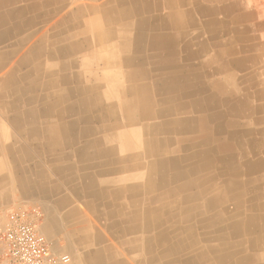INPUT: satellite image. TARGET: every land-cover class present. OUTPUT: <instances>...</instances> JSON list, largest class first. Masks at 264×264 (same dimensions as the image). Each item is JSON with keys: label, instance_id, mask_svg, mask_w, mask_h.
I'll use <instances>...</instances> for the list:
<instances>
[{"label": "crops", "instance_id": "obj_1", "mask_svg": "<svg viewBox=\"0 0 264 264\" xmlns=\"http://www.w3.org/2000/svg\"><path fill=\"white\" fill-rule=\"evenodd\" d=\"M31 209L72 264H264V0H0V228Z\"/></svg>", "mask_w": 264, "mask_h": 264}, {"label": "built area", "instance_id": "obj_2", "mask_svg": "<svg viewBox=\"0 0 264 264\" xmlns=\"http://www.w3.org/2000/svg\"><path fill=\"white\" fill-rule=\"evenodd\" d=\"M38 210L10 214L0 228V264H72L67 255L53 252L38 229Z\"/></svg>", "mask_w": 264, "mask_h": 264}, {"label": "bare ground", "instance_id": "obj_3", "mask_svg": "<svg viewBox=\"0 0 264 264\" xmlns=\"http://www.w3.org/2000/svg\"><path fill=\"white\" fill-rule=\"evenodd\" d=\"M30 6H28V8H29ZM29 10H30V8H29ZM31 11V10H30ZM26 13V12H25ZM14 14V13H13ZM98 17V16H97ZM10 20V19H9ZM175 23V22H174ZM103 24H104V22H103ZM96 25V24H95ZM208 25V24H207ZM23 26V25H22ZM25 26H26V23H25ZM24 27V26H23ZM93 28V27H92ZM220 28V27H219ZM13 33V32H12ZM41 40V39H40ZM49 40V39H48ZM26 42V41H25ZM62 53V52H61ZM61 53H59V52H56V53H54L53 51H49L48 50V45L45 43V41L44 42H42V43H40V44H38L37 46H35L34 48H33V51L31 52V55H32V60H39V62L37 63V65H36V67L34 68V70L37 72V74H38V76H39V79L41 80L42 79V77L44 76V75H46V74H49V72L46 70V68H44V66H43V64L42 63H40V59H42L44 56H54L55 54H57V55H59V54H61ZM25 55V54H24ZM23 55V56H24ZM195 55V54H194ZM23 60V59H22ZM31 60V61H32ZM30 61V60H29ZM29 61H27V62H29ZM131 61V60H130ZM23 64H25V62L23 63ZM29 64V63H28ZM26 65V64H25ZM31 67V66H30ZM34 67V66H33ZM2 70V69H1ZM50 74L52 75V76H54L53 75V73H51L50 72ZM50 75V76H51ZM51 78L52 77H50V80H51ZM62 78V77H61ZM59 79V81L60 82H66L67 80H66V78L64 77L63 79ZM68 79V78H67ZM38 82V81H37ZM40 82V81H39ZM57 82H58V80H57ZM11 83V82H10ZM18 83V82H17ZM45 83H46V80H45ZM45 83H42V82H40L39 83V88L40 89H42V88H45V87H48V88H52V87H54V85H55V82H54V80L53 81H49V82H47V84H45ZM61 84V83H60ZM142 85V84H141ZM2 88V87H1ZM39 89V90H40ZM204 92V91H203ZM145 94V93H144ZM75 95V94H74ZM144 96V95H143ZM142 97V96H141ZM44 98L43 97H39V101H41V100H43ZM56 98H55V94L54 93H50L49 95H48V97H47V100H48V105H50V104H55L56 105V103H58V102H60L59 100H55ZM58 99V98H57ZM16 100V99H15ZM87 100V99H86ZM147 100H150V99H147ZM46 101V100H45ZM42 103V102H41ZM41 103H39V104H41ZM87 103V102H86ZM44 104V103H43ZM119 104H121V102L119 103ZM42 105V104H41ZM40 105V106H41ZM152 105V104H151ZM148 106V105H147ZM153 106V105H152ZM130 107V106H129ZM52 108V107H51ZM55 108V107H54ZM145 108V107H144ZM32 109H33V107H32ZM46 109V108H45ZM44 109V110H45ZM50 109V108H49ZM47 110V109H46ZM51 110V109H50ZM134 110V109H133ZM136 110V109H135ZM134 110V111H135ZM144 110V109H143ZM142 110V111H143ZM131 111V110H130ZM155 111H157V110H155ZM51 112V111H50ZM54 112V111H53ZM47 113V112H46ZM143 113V112H142ZM50 114H52V113H50ZM150 114V113H149ZM141 115H144V114H141ZM140 115V116H141ZM162 115V114H161ZM33 116V115H32ZM59 116V115H58ZM62 116V115H61ZM129 116H130V114H129ZM135 116V115H134ZM149 116H151V115H149ZM157 116V115H156ZM19 117V116H18ZM138 118V117H137ZM31 119V118H30ZM154 119V118H153ZM155 119H157V118H155ZM151 121V120H150ZM35 122V121H34ZM51 122V121H50ZM156 122V121H155ZM129 123V122H128ZM153 124V123H152ZM158 124V123H157ZM164 124V123H163ZM127 125V124H126ZM141 125V124H140ZM84 126V125H83ZM146 126V125H145ZM158 126V125H157ZM183 127V126H182ZM167 128V127H166ZM174 130V129H173ZM146 131V130H145ZM122 132V131H121ZM175 132V131H174ZM170 133H172V132H170ZM128 134V133H127ZM175 134V133H174ZM122 135V134H121ZM55 136V135H54ZM60 136V135H59ZM211 136V135H210ZM216 136V135H215ZM56 137V136H55ZM155 137H157V136H155ZM173 138V137H172ZM177 138V137H176ZM182 138V137H181ZM51 139V138H50ZM157 139V138H156ZM200 139V138H199ZM181 140V139H180ZM193 142V141H192ZM83 143V142H82ZM237 143V142H236ZM235 143V144H236ZM153 144V143H152ZM204 144V143H203ZM238 144H240V143H238ZM242 144V143H241ZM156 145V144H155ZM130 146V145H129ZM67 147V146H66ZM102 147V146H101ZM131 147V146H130ZM155 147V146H154ZM205 147V146H204ZM206 147H207V145H206ZM153 148V147H152ZM206 149V148H205ZM216 149V148H215ZM153 150V149H152ZM191 150V149H190ZM209 150V149H208ZM49 151V150H48ZM157 151V150H156ZM238 151H240V150H238ZM168 152V151H167ZM171 152V151H170ZM241 152V151H240ZM239 153V152H238ZM237 153V154H238ZM124 154V153H123ZM159 154V153H158ZM219 154V153H218ZM226 154V153H225ZM240 154V153H239ZM241 155V154H240ZM224 156V155H223ZM230 156V155H229ZM241 156H243V154L241 155ZM240 156V157H241ZM174 160H175V157H172ZM152 159V158H151ZM200 159V158H199ZM149 160V159H148ZM155 160H158V159H155ZM174 160H170L171 162H173ZM150 161V160H149ZM180 161V160H179ZM167 162V161H166ZM165 163V162H164ZM163 162L162 163H159V165L161 166V169H164L165 168V164H164ZM152 164V163H151ZM208 164V163H207ZM235 164V163H234ZM154 165V164H153ZM209 165H210V163H209ZM202 166V165H201ZM204 166H206V164L204 163ZM203 166V167H204ZM166 167H168V164H167V166ZM195 167L197 168V166L195 165ZM223 168H226V167H223ZM222 168V169H223ZM238 168V167H237ZM242 168V167H241ZM154 170V169H153ZM153 170H152V172H153ZM193 171V170H192ZM177 173V172H176ZM188 173V172H187ZM229 173V172H228ZM165 174V173H164ZM183 174V173H182ZM115 175V174H114ZM151 175H153L152 173H151ZM184 175V174H183ZM198 176V175H197ZM188 177H189V175H188ZM196 177V176H195ZM208 178V177H207ZM163 179V178H162ZM185 180V179H184ZM194 180H196V179H194ZM250 181H252V180H250ZM169 182H172V181H169ZM205 182H206V180H205ZM213 182V181H212ZM192 183V182H191ZM195 183H196V181H195ZM246 183V182H245ZM250 183V182H249ZM171 184V183H170ZM209 185V184H208ZM248 185V184H247ZM217 186V185H216ZM169 187H171V186H169ZM187 187V186H186ZM186 187H184V188H186ZM236 187H237V185H236ZM188 188V187H187ZM186 188V189H187ZM202 188H204V187H202ZM212 188V187H211ZM249 188V187H248ZM193 189V188H192ZM201 189V188H200ZM214 189V188H213ZM185 190V189H184ZM188 190V189H187ZM258 191V190H257ZM256 191V192H257ZM189 192V191H188ZM196 192V191H195ZM230 193V192H229ZM211 194V193H210ZM231 194V193H230ZM235 194V193H234ZM233 195V194H232ZM261 195V194H260ZM147 196V195H146ZM204 196V195H203ZM226 196H227V194H226ZM249 196V195H248ZM253 196V195H252ZM168 197V196H167ZM182 197V196H181ZM195 197V196H194ZM209 197H211V196H209ZM231 197V196H230ZM251 197H249V199H250ZM257 198H259V196H257ZM263 198V197H262ZM202 199V198H201ZM253 199H254V197H253ZM140 200V199H139ZM189 200V199H188ZM187 200V201H188ZM180 201V200H179ZM204 201V200H203ZM164 202V201H163ZM166 202V201H165ZM189 202V201H188ZM254 202V201H253ZM186 203V202H185ZM131 204V203H130ZM204 204V203H203ZM169 205V204H168ZM174 205V204H173ZM192 205V204H191ZM189 206V205H188ZM193 206V205H192ZM206 207V206H205ZM204 207V208H205ZM131 208V207H130ZM170 208H172V206L170 207ZM195 208V207H194ZM223 208V207H222ZM235 208V207H234ZM233 208V209H234ZM237 208H239V207H237ZM152 209V208H151ZM168 209V208H167ZM178 209V208H177ZM236 209V208H235ZM240 209V208H239ZM225 210H227V209H225ZM139 211V210H138ZM167 211V210H166ZM216 211V210H215ZM152 212V211H151ZM168 212V211H167ZM189 212V211H188ZM193 212V211H192ZM198 212H200V211H198ZM235 212H237V211H235ZM238 212H239V210H238ZM227 213V212H226ZM234 213V212H233ZM197 214V213H196ZM210 214V213H209ZM236 214H238V213H236ZM246 214V213H245ZM161 215V214H160ZM187 215V214H186ZM235 215V214H234ZM182 216H184V214L182 215ZM213 216V215H212ZM141 217V216H140ZM227 218V217H226ZM235 218H237V217H235ZM223 220H224V217L222 218ZM220 220V219H219ZM125 221V220H124ZM216 221H217V219H216ZM228 221V220H227ZM251 221H253V220H246V222H244V226H241L240 224L239 225H237L236 223H234V224H232V226H231V228L233 229V230H238V229H240L241 227L244 229V230H246V231H251V230H254L255 228H256V226H255V223L254 222H251ZM122 222V221H121ZM219 223V222H218ZM242 224V223H241ZM205 225V224H204ZM212 225V224H211ZM213 226V225H212ZM211 226V227H212ZM167 227V226H166ZM216 228V227H215ZM224 228V227H223ZM39 229V228H38ZM225 243V242H224ZM227 244V243H226ZM53 248V247H52ZM246 252V251H245ZM248 253V252H247ZM210 256V255H209Z\"/></svg>", "mask_w": 264, "mask_h": 264}]
</instances>
